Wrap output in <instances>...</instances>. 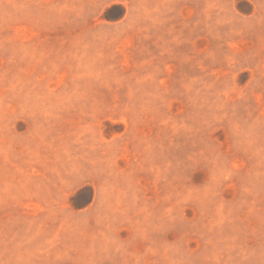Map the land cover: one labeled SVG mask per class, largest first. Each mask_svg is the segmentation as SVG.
<instances>
[{
    "label": "rangeland",
    "instance_id": "374dc122",
    "mask_svg": "<svg viewBox=\"0 0 264 264\" xmlns=\"http://www.w3.org/2000/svg\"><path fill=\"white\" fill-rule=\"evenodd\" d=\"M0 264H264V0H0Z\"/></svg>",
    "mask_w": 264,
    "mask_h": 264
}]
</instances>
